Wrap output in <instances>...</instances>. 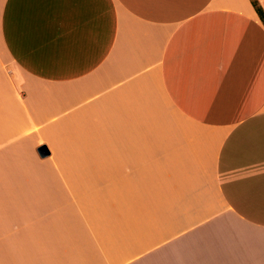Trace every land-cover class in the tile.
<instances>
[{
  "label": "crops",
  "instance_id": "obj_1",
  "mask_svg": "<svg viewBox=\"0 0 264 264\" xmlns=\"http://www.w3.org/2000/svg\"><path fill=\"white\" fill-rule=\"evenodd\" d=\"M0 264H264L252 0H0Z\"/></svg>",
  "mask_w": 264,
  "mask_h": 264
},
{
  "label": "trees",
  "instance_id": "obj_2",
  "mask_svg": "<svg viewBox=\"0 0 264 264\" xmlns=\"http://www.w3.org/2000/svg\"><path fill=\"white\" fill-rule=\"evenodd\" d=\"M252 4L255 7L257 13L260 15L262 21L264 22V11H263V9L258 5L256 0H252Z\"/></svg>",
  "mask_w": 264,
  "mask_h": 264
},
{
  "label": "water",
  "instance_id": "obj_3",
  "mask_svg": "<svg viewBox=\"0 0 264 264\" xmlns=\"http://www.w3.org/2000/svg\"><path fill=\"white\" fill-rule=\"evenodd\" d=\"M39 152H40L41 155L48 154V150H47V148L45 146L40 147L39 148Z\"/></svg>",
  "mask_w": 264,
  "mask_h": 264
}]
</instances>
